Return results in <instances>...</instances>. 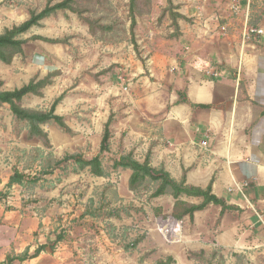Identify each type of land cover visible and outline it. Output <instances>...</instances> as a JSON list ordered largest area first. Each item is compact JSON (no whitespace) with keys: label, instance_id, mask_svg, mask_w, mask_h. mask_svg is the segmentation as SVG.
Returning a JSON list of instances; mask_svg holds the SVG:
<instances>
[{"label":"rangeland","instance_id":"rangeland-1","mask_svg":"<svg viewBox=\"0 0 264 264\" xmlns=\"http://www.w3.org/2000/svg\"><path fill=\"white\" fill-rule=\"evenodd\" d=\"M49 1L0 0V34L29 19L32 11L42 10ZM85 7L84 17L113 28L93 33L77 13L59 10L23 37L41 35L66 39L67 43L32 39L25 44L24 53L14 59V65L46 63L50 72H59L43 95L29 96L23 103L48 110L66 91L68 98L60 113L73 133L47 123L44 129L51 146H46L38 138L27 137L28 123L18 121L9 106L0 110V234L17 233L16 218L26 219L20 226L26 234L22 253L33 245L38 244L36 249L47 245L53 249L43 250L49 259L71 264H264L261 252H231L214 247L201 253L189 247L182 240L179 221L171 218L153 196L160 183L148 179L137 190H131L125 182L128 174L114 168L116 152L112 150L102 155L105 176L69 161L36 183L25 179L23 184H7L15 170L34 175L68 153L86 157L99 154L102 140L97 139L96 128L104 123V129V121L111 113L110 149L115 148V115L125 114L123 110L128 107L125 100L122 111L114 110L115 96L111 93L117 82L122 83L126 96L128 88L142 77L151 84L162 79L164 60L155 56L162 52L157 40L179 35V28L166 10L168 0H137L134 29L131 0H99ZM48 67L44 65V69ZM191 251L197 254L192 256ZM49 259L39 264H53Z\"/></svg>","mask_w":264,"mask_h":264},{"label":"crops","instance_id":"crops-1","mask_svg":"<svg viewBox=\"0 0 264 264\" xmlns=\"http://www.w3.org/2000/svg\"><path fill=\"white\" fill-rule=\"evenodd\" d=\"M173 3L180 5L177 11L183 17L178 18V36L157 40L162 52L155 56L164 60L162 79L151 84L142 77L128 88L126 96L122 83L117 82L111 93L114 110L122 111L125 100L128 105L125 114L115 115L116 146L111 150L118 156L133 153L142 163L150 153L154 168L164 169L177 181L185 176L187 184L197 187L206 188L212 182L213 193L226 199L232 208L224 213L222 206L211 203L197 210L193 219L190 215L176 219L189 247L264 253V32L247 33L249 24L264 29V7L255 6L247 20L244 13L231 14L229 0ZM44 65L48 67L46 63L14 65V60L11 64L0 60L3 87L13 90L36 75L45 77L51 68L44 69ZM181 93L189 102L183 101ZM29 96L39 97L29 93L23 102ZM67 96L57 105V114L62 115L60 107ZM103 124L97 125V139L102 140ZM117 170L128 174L125 182L129 183L132 170ZM181 199L195 204L204 200L188 195ZM155 200L172 215L176 201L172 195ZM25 220L16 218L17 233L0 234V264L8 254L23 252L26 234L20 226ZM43 259L49 257L42 250L36 257L15 259L11 264H39Z\"/></svg>","mask_w":264,"mask_h":264},{"label":"trees","instance_id":"trees-1","mask_svg":"<svg viewBox=\"0 0 264 264\" xmlns=\"http://www.w3.org/2000/svg\"><path fill=\"white\" fill-rule=\"evenodd\" d=\"M96 1L99 0H61L55 3L53 0H50L42 10L32 11L29 19L25 20L21 24L14 25L11 28H6L5 31L0 34V60L4 63L11 64L17 54L24 53L25 44L32 39H41L50 43H67L66 39H55L41 35H34L31 38L23 37V35L30 31L32 27L40 26L41 22L45 18L56 14L59 10H70L77 13L89 24L93 33H96L98 29L103 31L112 29L113 27L111 25L103 24L100 20H93L89 17H84V12L86 11L85 6L90 2ZM168 2L169 8L166 10L169 11L173 24L179 28L178 18L183 17V15L174 11L177 6L173 3V0H168ZM136 5L137 0H131V22L133 29L137 23L135 14ZM58 74V71L49 72L43 78H39V76L36 75L22 87L15 88L13 90L3 89L4 80L0 79V108L3 107L5 103H8L14 117L18 121H26L28 123L27 137L29 139L38 138L46 146H51L49 134L43 127V125L47 123H53L66 133H73L72 128L66 122L64 116L56 113V107L64 99L66 91L53 101L51 108L48 110L27 107L23 103V98L29 93L39 96L43 95V89L52 84L54 77ZM181 98L183 101L189 102V100L182 93ZM113 117L114 115L111 113L105 123L99 154L93 157H86L82 153H68L62 159L56 160L54 165H51L49 168L41 170L34 175L15 170L14 174L9 179L8 185L11 186L15 183L23 184L25 179L36 183L43 175L53 174L57 168H60L64 163L69 161H74L81 169L90 167L91 171L97 176H105L106 171L103 165L102 155L111 152L110 139L112 136L111 124L113 122ZM113 164L115 169L122 167L132 170V174L129 179V186L131 190H137V188L144 184L148 179L159 182L160 184L153 193V196L157 197L163 194L172 195L176 199L172 216L177 220H181L186 215H190L193 219L197 210L204 209L211 203L222 206L223 213L227 209L232 208L227 204L225 198H220L213 193L212 182L206 188H202L187 184L185 176L181 181H177L170 175L169 172L164 169H156L151 165L150 153L147 155L143 163L135 159L133 153L121 156L115 155L113 157ZM182 195L203 197L204 200L200 204L189 203L181 199ZM46 248L47 245H41L34 253L26 250L24 253L19 255L8 254L6 261L2 264H11L15 259L25 260L36 257ZM204 252L205 250H201V253ZM190 254L193 256L197 253L191 251ZM170 259L173 260L172 257H170Z\"/></svg>","mask_w":264,"mask_h":264},{"label":"built area","instance_id":"built-area-1","mask_svg":"<svg viewBox=\"0 0 264 264\" xmlns=\"http://www.w3.org/2000/svg\"><path fill=\"white\" fill-rule=\"evenodd\" d=\"M255 6L264 7V0H229V9L231 14L234 16L241 15L244 13L247 20H250L251 12ZM226 30V26L223 27ZM264 29L261 27H256L254 25H247V33H257L262 34ZM207 141H203V145H207Z\"/></svg>","mask_w":264,"mask_h":264},{"label":"water","instance_id":"water-1","mask_svg":"<svg viewBox=\"0 0 264 264\" xmlns=\"http://www.w3.org/2000/svg\"><path fill=\"white\" fill-rule=\"evenodd\" d=\"M47 250L53 251V249L50 246H47Z\"/></svg>","mask_w":264,"mask_h":264}]
</instances>
